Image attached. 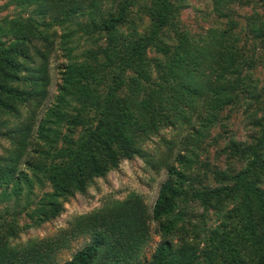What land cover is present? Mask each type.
Here are the masks:
<instances>
[{
  "label": "trees",
  "instance_id": "16d2710c",
  "mask_svg": "<svg viewBox=\"0 0 264 264\" xmlns=\"http://www.w3.org/2000/svg\"><path fill=\"white\" fill-rule=\"evenodd\" d=\"M8 5L13 14L0 16V264H57L79 237L86 243L61 264H264V0H209L214 18L196 34L179 17L186 0ZM243 7L249 12L239 14ZM56 53L64 62L50 94ZM238 110L248 140L227 139L224 169L201 162L199 145ZM163 129L176 140L162 139L151 164L165 178L150 208L129 192L51 237L15 243L120 161L149 163L142 146ZM150 224L160 241L146 260Z\"/></svg>",
  "mask_w": 264,
  "mask_h": 264
},
{
  "label": "rangeland",
  "instance_id": "374dc122",
  "mask_svg": "<svg viewBox=\"0 0 264 264\" xmlns=\"http://www.w3.org/2000/svg\"><path fill=\"white\" fill-rule=\"evenodd\" d=\"M8 0H0V16L12 15L14 9L11 5L3 7ZM239 14L249 12V8L243 7L237 11ZM180 20L185 28L191 33L196 34L203 31L209 26L210 19L214 18L210 11L209 0H186V7L180 13ZM64 62V58L59 54H53L50 58L49 74L51 79L50 94L52 86L55 82V67ZM255 76L262 79L263 72L257 67ZM226 123L220 126L217 123L210 130L209 136L199 146V160L206 162L209 166L224 169L225 157L221 154L227 139L232 137L235 141L246 142L248 134L251 133L246 125L245 120L238 110L236 113H228ZM225 112L221 113V117L225 116ZM225 122V121H223ZM162 139L166 141L176 140L173 131L163 129L158 135L152 136L146 141L142 148L151 156V161L145 163L143 159L133 158L131 160H122L118 163L114 170L109 171L105 177L94 180V183L86 190L85 194H75L63 205V211L55 219L41 224L37 228H31L23 231L18 235L15 243H23L28 239H45L53 236L57 231L67 227L68 222L77 215L88 213L98 208L104 200L123 198L129 192L140 195L148 208H150L156 197L159 185L165 178V171L159 168L155 171L151 164L154 163L156 155L164 151ZM0 146H5L4 142ZM176 152V149H174ZM237 166V165H236ZM197 213L201 209L196 208ZM153 224H150L151 234L148 243L142 250V258L148 259L153 252L160 238L153 233ZM87 239L79 237L72 240L69 247L58 253L56 262L61 264L70 259L71 255L80 249Z\"/></svg>",
  "mask_w": 264,
  "mask_h": 264
}]
</instances>
